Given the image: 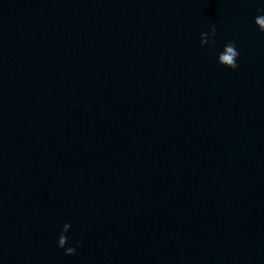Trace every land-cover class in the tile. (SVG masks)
Masks as SVG:
<instances>
[{
  "label": "water",
  "instance_id": "95a60500",
  "mask_svg": "<svg viewBox=\"0 0 264 264\" xmlns=\"http://www.w3.org/2000/svg\"><path fill=\"white\" fill-rule=\"evenodd\" d=\"M262 10L0 0V264H264Z\"/></svg>",
  "mask_w": 264,
  "mask_h": 264
},
{
  "label": "clouds",
  "instance_id": "9594fccd",
  "mask_svg": "<svg viewBox=\"0 0 264 264\" xmlns=\"http://www.w3.org/2000/svg\"><path fill=\"white\" fill-rule=\"evenodd\" d=\"M254 23L258 27L259 31L264 33V15L256 16L254 18ZM211 35L212 37H215L216 35L215 27L211 29ZM209 42H210L209 33H201V44L204 45V44H208ZM212 42L214 43V41ZM238 55L239 53L236 50L235 43L232 41H229L228 43L225 44L223 52L219 54L218 62L225 67L236 69L238 67L236 63V58ZM65 239L66 238L63 236L60 237V242H59L58 247L63 248L65 244ZM74 252H75V248L71 247L65 251V255H73Z\"/></svg>",
  "mask_w": 264,
  "mask_h": 264
}]
</instances>
